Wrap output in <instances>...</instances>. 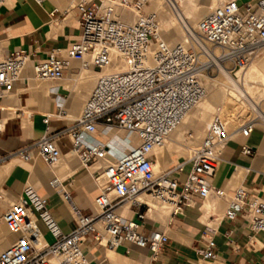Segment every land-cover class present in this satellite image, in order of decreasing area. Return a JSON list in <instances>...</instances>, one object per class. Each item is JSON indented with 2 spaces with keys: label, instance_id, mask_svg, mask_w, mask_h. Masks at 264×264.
<instances>
[{
  "label": "built area",
  "instance_id": "obj_1",
  "mask_svg": "<svg viewBox=\"0 0 264 264\" xmlns=\"http://www.w3.org/2000/svg\"><path fill=\"white\" fill-rule=\"evenodd\" d=\"M32 1L37 5L44 2ZM161 1L171 12L179 3ZM217 1L196 23L192 36L183 31V39L168 46L162 40L157 16L145 9L149 0H72L78 34L65 47L50 49L42 59H30L24 50L0 56V110L15 83L24 81L25 70L36 80L51 84L80 66H90L97 74L78 118L50 131L44 116L42 136L0 157V164L11 157L29 162L35 156L50 167L59 159L57 142L61 138L68 140L80 168L88 170L102 159L106 162L90 172L97 190L90 201L92 214L81 212L56 178L49 181L52 193L70 207L73 227L66 233L49 211L46 198L30 185L25 184L7 207L2 203L8 196L0 193V222L12 235L8 246L0 249V264H92L90 255L95 249L115 250L118 246H125V253L129 246L145 248L149 258L155 259L168 237L162 230L145 228L147 206L136 200L139 195L169 203L168 217L181 214L196 200H221L223 218L239 216L253 233L264 232V176L258 187L238 185L230 197L211 183L222 148L236 136L248 137L261 123L256 116L231 130L217 115L212 116L200 142L188 148L187 157L158 175L153 173L151 151L162 146L204 97L203 79H236L264 47V0ZM4 2L0 0V5ZM126 11L135 13L132 23L122 21ZM116 64L124 71L103 72ZM67 96L55 94L54 87L47 90L55 108ZM101 126L129 131L138 144L128 148L110 138L98 140L95 134ZM239 152L244 157L253 154L247 146H241ZM126 204L132 216L118 211ZM200 240L204 245L196 249L197 254L212 261L213 241Z\"/></svg>",
  "mask_w": 264,
  "mask_h": 264
},
{
  "label": "crops",
  "instance_id": "obj_2",
  "mask_svg": "<svg viewBox=\"0 0 264 264\" xmlns=\"http://www.w3.org/2000/svg\"><path fill=\"white\" fill-rule=\"evenodd\" d=\"M193 1L200 6L211 4L210 2L204 5L198 0ZM154 3L155 0H150V6L153 7ZM72 4V0H44L41 5L35 4L32 0H5L0 5V56L8 55L13 50H24L29 52L30 59H42L50 49L65 47L78 34ZM262 57L264 50L253 64L258 66V61ZM24 72L21 75L24 81L15 83L12 93L1 102L0 117L3 121V130L0 132V157H6L40 138L43 134L41 119L44 116L49 117L50 131L62 128L70 120L78 118L79 104L96 78L90 76L83 80L88 91L83 93V99L74 100V93L82 87L80 69L75 73H66L65 78L56 84L44 82L48 85L46 87H42V83H35L34 79L27 76L28 71ZM260 73L264 75L261 70ZM50 87H54L57 95H68L65 104L59 110L64 114L60 116L63 119L55 117L57 110L47 97V90ZM205 100L208 105L220 111L224 95L218 90L212 91ZM259 106L260 103L257 109ZM201 110L211 116L207 110ZM259 114L264 119V111L261 110ZM260 122L255 125L248 137L236 136L231 139L222 153L221 164L211 183L214 187L225 191L227 197H230L232 190L238 185L258 187L264 176V121ZM95 137L103 140L110 135L98 129ZM115 139H120L119 143L125 147L130 148L133 145L126 137L116 136ZM57 145L63 161L55 168L46 167L42 163L41 165L35 156L29 162L19 163L18 160H12L2 163L0 167H10L0 184V193L8 196V200L5 201L8 206L20 194L25 184L31 185L39 195L46 198L49 211L61 231L66 233L73 227L68 206L52 193L48 187L49 181L58 178L65 191L69 193L72 203L85 214L93 213L90 201L97 190L92 184L90 175L94 167L86 170L78 166L70 153V144L66 138H61ZM241 146L251 148L253 154L250 157L240 155ZM168 149L170 148L166 150L162 148L154 152L155 158H161L163 155L162 158H166L163 163L156 159L154 167L157 171L178 164L182 160L181 154H186L184 151L181 154L171 155L167 152ZM99 164L103 167L106 162L103 160ZM206 200H197L194 205L184 207L181 214L170 217L163 212L162 215L160 211L149 209L145 214V228L162 230L168 237L167 243L155 259L149 258V252L145 248L129 246L127 253L125 246H118L115 250L133 264H264V232L253 233L239 216L233 220L223 218L224 204L221 200H216L218 204L215 208L208 206L204 209ZM127 205L118 209L119 213L132 216ZM200 237L211 238L213 241L212 261H206L197 254L196 249L204 245ZM6 240L8 243L11 238L7 236ZM0 241L5 242L1 237ZM103 248L95 249L90 255L92 264H111Z\"/></svg>",
  "mask_w": 264,
  "mask_h": 264
},
{
  "label": "bare ground",
  "instance_id": "obj_3",
  "mask_svg": "<svg viewBox=\"0 0 264 264\" xmlns=\"http://www.w3.org/2000/svg\"><path fill=\"white\" fill-rule=\"evenodd\" d=\"M158 1H160V0H155V3L153 5V7L151 8L150 7V0H149V5L146 6L145 9L148 7L151 8V12H153L157 16L160 25H161V21H160L161 19H160L159 13L162 14L164 19L166 21H168L174 27H176L177 23L180 24V26L182 27V31L179 34V37L181 38V40L184 37L183 31L188 32L191 36L193 35L192 29H194L193 27H195L196 23L198 22V17H200L199 15L201 13H206L210 8L215 6L218 2L217 0H211L210 6H200L198 4H195L193 0H179V2L182 5L181 8L178 7V5H179V3H178L177 7H175V12H173V11L171 12L168 10V8L165 6V4L162 1L161 2H158ZM124 14H125L124 17L121 15V19L124 22L132 23L136 18L135 13H133L131 11H126ZM171 14L177 15V18H175V19L172 18ZM188 21H190L191 26L188 23ZM162 34H163V31H162V25H161V35ZM169 35H170V38L174 40L175 32L170 31ZM163 37L165 38V36H163ZM163 37H162V40L165 42V44H167L168 46H171L163 39ZM165 39H168V38L166 37ZM263 50H264V47H262L258 51L259 55L261 54V52ZM253 63H254V61L246 69L238 72L236 74V79H230V78L225 79L222 77L221 78L216 77V78H204L203 79L202 85H203V89H204V97L181 119L179 124L174 128V130L165 139L162 146L159 148H155L151 151L150 154H151L152 158L154 159V164H153L154 175H158V174H155L156 169L154 167V165L156 163V159L154 157V152H156V150L162 149L166 145V143H168V147L170 149H174V151L176 150V152H178V153H180V152L182 153L184 151L187 153L188 149L185 148L184 146H182V141H184V138H185L183 133L186 130H189L192 128V130L194 132V134H193L194 136L192 137L194 139H192V141H194V140L196 141L202 136L203 130H204L206 124H208L210 115L208 113L202 111L198 106L205 100V97L208 95L209 92L218 90V91H222L225 93L224 94V100H223V103H222V105L220 107V111H219V114L221 116L219 114H216V115L219 117V119L221 121H223L225 123L228 130L235 127L234 125L237 124V122L239 123L238 119H236V114L234 112H236V110L241 109V108H245V109L248 108L249 109L248 111L254 112L255 116L259 119V121H264V119L261 117V115L256 111L259 103L264 98V75L260 73V69L257 65H254V66L252 65ZM87 67L88 66H85V67L80 66V77H81L80 80H81V86L82 87L76 93H74V97H73L74 100L83 99L84 98L83 93L85 91H88L87 88L85 87V81H83V80H85L86 78H90V76H93V78L95 76L97 77V74L92 75L91 72L88 71ZM111 71H124V69L122 66H120V64L119 65L116 64L112 68H107V69L103 70V72H111ZM40 82H43V81H40ZM226 85H228L229 87H226ZM256 94H261V97H259L260 95H258L259 99L256 98V100H252V96L256 95ZM85 95H86V93H85ZM245 98L251 99V101L249 100L247 102L245 100ZM253 98H255V97L253 96ZM65 102H64V104H65ZM62 106L60 108H56L57 114H59V115L56 114L55 117L58 119H63L60 116H63L64 114L61 113V111L59 112V110L62 108ZM236 106H239L240 108H235ZM47 118L49 119V117H47ZM64 120H67V119H64ZM98 129L103 130L108 135H110V137H107V138H110L112 142H118L119 143L120 139L119 140L115 139V137L118 136L120 138L126 137L127 139H129L128 141L133 144L131 147H134L138 144V140L135 137V135L129 131L117 129L114 127H104V126L98 127ZM48 130H50L49 124H48ZM189 135L191 137V134H189ZM107 138H104L103 140H105ZM190 140H191V138H190ZM226 146H224L220 152V158L221 159H222V153L224 152V149L226 148ZM71 155H72V153H71ZM12 160H18V158L11 157V159L9 161H12ZM62 161H63L62 153L59 151L58 161L54 165L50 166L49 168H55V167L59 166ZM100 161H103V159L99 160L98 163L93 166L94 168L90 167L89 169L93 168V170H95L97 167H100V164H99ZM220 164H221V162L218 164L216 170L218 169ZM9 167L10 166L0 167V184L3 182L4 178L6 177L7 172L9 170ZM184 169H187V167H184ZM56 179L62 184V182L58 178H56ZM57 191L59 192L58 189H57ZM224 193L226 194L225 191H224ZM205 199H207L206 200L207 202L205 205L206 207L204 209H206L208 206L215 208V206H217V204H218L217 201L214 200L213 198L208 197ZM205 199H203V200H205ZM7 200H5V201H7ZM136 200L144 203L147 206L146 214L149 211V209L155 210V211H160V213L163 212L167 215L169 214V210L171 207V205L169 203L161 202L159 200H153L146 195H139V196H137ZM5 201L2 204H3V206L7 207ZM65 203L67 204L68 210H69L70 207H69L68 202L65 201ZM167 215L165 217H167ZM1 224L5 228V226L2 222H1ZM7 236H9L12 239V235L10 233H8ZM44 238L47 239L48 235L44 236ZM9 242H10V240L8 241V244H9ZM1 244H2V242L0 241V246H1ZM103 249L107 252H115L116 251V250H110L108 248H103ZM108 258H109L111 264H133L131 261L127 260V258H125L124 256H122L120 254L108 255Z\"/></svg>",
  "mask_w": 264,
  "mask_h": 264
},
{
  "label": "rangeland",
  "instance_id": "obj_4",
  "mask_svg": "<svg viewBox=\"0 0 264 264\" xmlns=\"http://www.w3.org/2000/svg\"><path fill=\"white\" fill-rule=\"evenodd\" d=\"M199 1V3H201V4H204V5H208L210 2H211V0H198ZM243 1H245V0H243ZM152 2V1H151ZM158 2H161V0L160 1H158ZM72 6H73V4H72ZM181 3L179 2V5H178V7L179 8H181ZM150 7H152V6H150ZM147 10H149V11H151V8L149 9V7L148 8H146ZM205 13H201L199 16L200 17H198V21L200 20V18L204 15ZM123 17H124V13H122L121 14ZM159 15H160V21H161V25H162V31H163V34H162V37L163 36H165V38L167 37L168 39H165L164 37H163V39L169 44V45H173V44H175V43H178V42H180V40H181V38L179 37V34L181 33V31H182V27L180 26V24H176V27H174L173 25H171L168 21H166L165 19H164V17L162 16V14H160L159 13ZM171 17L172 18H177V15H172L171 14ZM188 23L190 24V26H191V23H190V21H188ZM194 28V27H193ZM170 31H174L175 32V37H174V40L173 39H171L170 38V35H169V32ZM175 41V42H174ZM177 41V42H176ZM170 42V43H169ZM259 56V53L257 54V56L254 58V60L253 61H255V59L257 58ZM253 66L255 65V64H252ZM258 67H259V69L264 73V57H262V58H260V60L258 61ZM72 68H77V64H72ZM80 69V67H78V70ZM87 69H88V71H90L91 72V74L93 75L94 74V72L91 70V67L90 66H88L87 67ZM26 71H28V70H25V72ZM24 72V73H25ZM27 76H29L30 78H32V79H34L32 76H31V74H30V72L28 71L27 72ZM216 77V76H215ZM218 78H221V76L219 77V76H217ZM223 78H225V79H228L229 77H227V76H224ZM95 80V79H94ZM34 81H35V83H37V84H41L42 83V87H46V86H48L46 83H44V82H40V81H37V80H35L34 79ZM92 86V85H91ZM226 87H229L228 85H226ZM91 88V87H90ZM221 92V94L222 95H224L225 93L224 92H222V91H220ZM87 95H88V93H87ZM87 95L85 96V98L83 99V101L82 102H80V106H79V112H78V115L80 114V112H81V107H82V105H83V102L85 101V99L87 98ZM258 95H260L259 97H261V94H256V95H253L255 98H253V96H252V100H256V98L257 99H259L258 98ZM245 100L248 102L249 100L251 101V99H248V98H245ZM260 105L261 106H259V108L256 110L258 113H260V111L261 110H263L264 111V101H261L260 102ZM198 107H200L201 109H204V110H207L210 114H211V116H210V118H209V121H210V119L212 118V116H214V115H216V114H218V112H219V110L216 108V107H213V106H210V105H208L207 103H206V100H204ZM235 108H240L239 106H236ZM249 109L248 108H241V109H238V110H236V112H234L235 114H236V119H238V121H239V123L237 122V124H235L234 126L236 127V126H238L244 119H246L247 117H253V116H255V114H254V112L253 111H248ZM10 111V110H9ZM9 114H11L12 115V113H9ZM77 115V116H78ZM220 115V114H219ZM221 116V115H220ZM188 117V116H187ZM222 118V117H221ZM223 119V118H222ZM68 120V119H67ZM186 120V119H185ZM184 120V121H185ZM183 121V122H184ZM208 121V122H209ZM3 122V121H2ZM206 127H207V124H206ZM206 127H205V129H204V132H205V130H206ZM235 127H233V128H235ZM232 128V129H233ZM231 130V129H230ZM204 132H203V134H202V136L198 139V140H194V141H192V139H194V138H192V136H194L193 134H194V132L192 131V128L191 129H189V130H186L183 134H184V141H182V145L183 146H187V147H189V148H191V147H193V146H196L199 142H200V140H201V138L203 137V135H204ZM188 133L189 134H191V140L189 139V137H188ZM193 143H194V145H193ZM168 148V143H166V145L163 147V150H166ZM172 150V151H171ZM168 149V151L167 152H170L169 154H171V155H177V154H179L178 152H176V150L174 151V149ZM181 153V152H180ZM183 153V152H182ZM186 153V152H185ZM187 155H188V152L186 153V154H181V156H180V158H185V157H187ZM164 156V155H163ZM162 156V157H163ZM155 158V159H157V161H160L161 163H163V161H164V159H166V158ZM37 158V157H36ZM11 159V158H10ZM9 159V160H10ZM75 159V158H74ZM8 160V161H9ZM37 160L39 161V159L37 158ZM7 161V162H8ZM18 161H19V163H22V161L21 160H19L18 159ZM39 163L41 164V162L39 161ZM5 164V163H4ZM1 165H3V164H0V166ZM42 165V164H41ZM172 166V165H171ZM161 172H162V168H161V170H160ZM160 171H157L156 170V174H160L161 172ZM197 201V200H196ZM7 235H8V233H7V231H6V229L3 227V225L1 224V222H0V237L2 238V239H4V243H2L1 244V246H0V249H3V248H5L6 246H8V243H7ZM104 251V250H103ZM106 252V254H108V255H115V254H119L117 251H115V252H107V251H105Z\"/></svg>",
  "mask_w": 264,
  "mask_h": 264
}]
</instances>
